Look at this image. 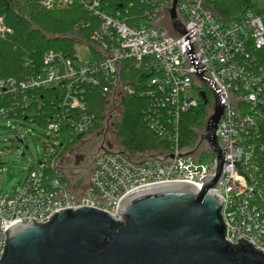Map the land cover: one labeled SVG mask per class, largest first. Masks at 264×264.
Returning <instances> with one entry per match:
<instances>
[{
    "label": "built area",
    "instance_id": "2783aa9c",
    "mask_svg": "<svg viewBox=\"0 0 264 264\" xmlns=\"http://www.w3.org/2000/svg\"><path fill=\"white\" fill-rule=\"evenodd\" d=\"M212 1L178 2L177 11L187 30L179 40L167 37L154 25L163 18L162 7H171V0L57 1L67 7L84 5L93 16V35L76 45H87L93 60L78 65L75 47L74 58L47 52L43 68L24 79L0 76V122L20 121L22 128L33 124L53 134L21 192L1 195L0 163V260L8 230L20 223L46 225L60 212L83 207L109 213L123 222L119 205L139 189L189 183L202 190L205 179L215 173V157H205L203 148L200 161L179 157L190 149L180 147L181 117L205 99L206 87L196 86L191 77L198 71L210 74V82L226 107L217 136L228 153L219 187L211 190L224 200L225 238L234 245L247 240L264 252V209L259 204L263 190L258 181V157L264 150L263 17L248 10L234 18L218 19ZM54 4V0L44 2L48 9ZM8 31L0 16V38ZM25 63L30 65L27 59ZM88 88L100 89L106 99L107 111L101 119L89 112ZM131 97L148 100L144 121L170 143L171 150L159 156L173 154V162L149 161L137 166L124 155L103 151L87 174L70 173L72 164L58 154L65 139L70 136L80 141L98 125L100 131L109 127L117 109ZM231 97L241 101L238 109ZM211 109L212 105L210 114ZM117 149L114 146L113 151ZM49 170H55L56 175L52 177Z\"/></svg>",
    "mask_w": 264,
    "mask_h": 264
},
{
    "label": "water",
    "instance_id": "95a60500",
    "mask_svg": "<svg viewBox=\"0 0 264 264\" xmlns=\"http://www.w3.org/2000/svg\"><path fill=\"white\" fill-rule=\"evenodd\" d=\"M179 1L171 0V7L163 6V18L154 24L175 40L187 34L177 11ZM213 13L220 19L215 10ZM191 77L196 86L204 85L213 95L204 128L194 129L195 146L179 154L200 161L204 147L215 157V173L205 179L202 190L189 183L139 189L119 205L123 222L109 213L83 207L60 212L46 225L20 223L6 234L0 264H264V252L252 243L240 239L234 245L225 238L224 200L211 190L219 187L228 153L217 136L226 107L208 72L198 71ZM240 102L231 97L236 109ZM108 148L137 166L149 161L171 164L175 158L173 154L149 155L135 161L121 149L113 151L110 143ZM237 167L240 169V164ZM1 226L0 222V245Z\"/></svg>",
    "mask_w": 264,
    "mask_h": 264
},
{
    "label": "trees",
    "instance_id": "16d2710c",
    "mask_svg": "<svg viewBox=\"0 0 264 264\" xmlns=\"http://www.w3.org/2000/svg\"><path fill=\"white\" fill-rule=\"evenodd\" d=\"M47 0H0V16L4 18L9 31L0 38V76L24 79L44 66L43 57L47 52H59L67 58L75 57V47L93 35V16L84 5L71 6L55 4L48 9ZM112 1V0H110ZM129 1V0H122ZM134 1V0H131ZM212 6L223 19H230L251 10V0H213ZM119 8V4L115 3ZM139 5L135 7L138 11ZM85 24L82 27L80 24ZM95 26V25H94ZM26 59L30 65L26 66ZM89 112L99 119L107 111L106 99L100 89H87ZM205 99L198 108L184 114L180 120V147L195 146L197 135L194 129H203L213 102L210 91H205ZM148 100L137 97L127 98L121 105L120 116L115 125L118 147L131 158L140 159L149 155H163L171 150L167 140L161 139L144 121V109ZM98 125L92 133L98 132ZM77 137H67L63 148L58 151L60 158L72 162L70 153L77 144ZM264 143V138H262ZM258 181L263 195L259 204L264 209V150L258 157ZM56 175L55 170H49Z\"/></svg>",
    "mask_w": 264,
    "mask_h": 264
},
{
    "label": "rangeland",
    "instance_id": "374dc122",
    "mask_svg": "<svg viewBox=\"0 0 264 264\" xmlns=\"http://www.w3.org/2000/svg\"><path fill=\"white\" fill-rule=\"evenodd\" d=\"M251 2L253 5L251 10L263 17L264 23V0H251ZM76 56L80 66H85L93 60L91 49L87 45H78L76 47ZM204 90L209 91L207 88ZM194 94L196 95V93ZM120 113L121 110L117 109L113 123L106 129L109 130L110 142L117 148H119V145L116 139L115 125L118 122ZM21 125L22 122L20 121L0 122V163H3L2 196L6 193L21 192L23 190L29 171L44 153V145L48 136L53 135L50 130H43L33 124H26L25 128H22L23 126ZM97 134L98 132H95L86 135L80 141L77 140V144L74 147L75 152L79 154L88 141L96 139ZM100 144L101 141H97V145ZM211 154L206 151L204 155L208 157ZM71 164L72 162L69 163V165ZM71 180H75V178H71Z\"/></svg>",
    "mask_w": 264,
    "mask_h": 264
},
{
    "label": "flooded vegetation",
    "instance_id": "af4514ba",
    "mask_svg": "<svg viewBox=\"0 0 264 264\" xmlns=\"http://www.w3.org/2000/svg\"><path fill=\"white\" fill-rule=\"evenodd\" d=\"M113 119L110 123H113ZM111 125V124H110ZM107 127L103 128L102 131H99L96 139L93 141H88L85 144V148L77 154L73 149L70 153V158L72 160L71 168L69 169L70 173L78 172L80 174H87L95 160V158L103 151H108V144H112L109 140V130H106ZM101 141L100 145H97V141Z\"/></svg>",
    "mask_w": 264,
    "mask_h": 264
}]
</instances>
